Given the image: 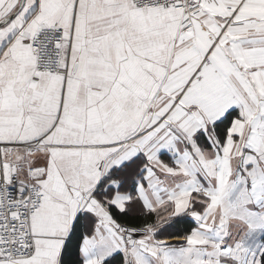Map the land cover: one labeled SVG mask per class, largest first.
I'll return each instance as SVG.
<instances>
[{"label":"snow or ice","instance_id":"obj_1","mask_svg":"<svg viewBox=\"0 0 264 264\" xmlns=\"http://www.w3.org/2000/svg\"><path fill=\"white\" fill-rule=\"evenodd\" d=\"M261 237L264 0H0V264H264Z\"/></svg>","mask_w":264,"mask_h":264},{"label":"crops","instance_id":"obj_2","mask_svg":"<svg viewBox=\"0 0 264 264\" xmlns=\"http://www.w3.org/2000/svg\"><path fill=\"white\" fill-rule=\"evenodd\" d=\"M161 156H162L163 159H165V160H167V161H171V160L173 159V156H172L171 153H167V152H165V153H162ZM189 219L191 220V218H189ZM192 222H193V221H192ZM193 223H194V222H193ZM194 226H195V223H194ZM161 238H163V239H171V236H169V235H164V236H162ZM261 239H262V237H261Z\"/></svg>","mask_w":264,"mask_h":264},{"label":"trees","instance_id":"obj_3","mask_svg":"<svg viewBox=\"0 0 264 264\" xmlns=\"http://www.w3.org/2000/svg\"><path fill=\"white\" fill-rule=\"evenodd\" d=\"M187 224H189V225H191V227H194V223L188 218V220H187V222H186ZM188 230L190 231L191 229L190 228H188ZM175 235H180V234H183L182 233V231L181 232H176V233H174ZM262 239H264V237H262Z\"/></svg>","mask_w":264,"mask_h":264}]
</instances>
